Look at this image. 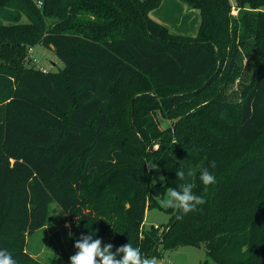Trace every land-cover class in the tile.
Returning <instances> with one entry per match:
<instances>
[{"label": "trees", "instance_id": "trees-1", "mask_svg": "<svg viewBox=\"0 0 264 264\" xmlns=\"http://www.w3.org/2000/svg\"><path fill=\"white\" fill-rule=\"evenodd\" d=\"M178 1L200 14L196 37L150 18L163 0H0V55L19 63L43 46L65 68L0 65V249L16 264H63L26 250L52 202L72 231L92 232L114 252L128 242L146 257L204 247L215 264H264V152L249 150L264 134V0H235L237 15L230 0ZM255 58L239 101L204 106L187 121L178 114L228 73L224 64ZM148 84L136 151L124 150L111 107ZM160 116L180 120L162 128ZM211 161L217 183L205 194L199 172H187ZM155 165L163 184L151 181ZM187 183L205 196L200 210L168 209L175 219L161 235L143 230L147 211L160 208L154 196Z\"/></svg>", "mask_w": 264, "mask_h": 264}, {"label": "rangeland", "instance_id": "rangeland-1", "mask_svg": "<svg viewBox=\"0 0 264 264\" xmlns=\"http://www.w3.org/2000/svg\"><path fill=\"white\" fill-rule=\"evenodd\" d=\"M232 1L234 2H231L233 13L237 15V3L235 0ZM259 9L264 11V5L260 6ZM187 10L188 8L178 0H163L160 8L153 10L150 18L160 26L167 28L171 34L196 37L201 24V17L198 12L188 10L189 13H187ZM193 12H196L198 16ZM26 54V58L19 63L15 62L13 57L0 55V65L11 67L17 71L44 69L47 72L57 73L65 70L64 64L52 49L34 46L28 49ZM260 64L261 61L256 58L247 59L242 64L237 62L231 65L224 64V68L228 73L222 74L219 82L205 96L194 99L190 106L185 107V110L180 111L178 114L183 115V118L187 121L189 117L195 114L193 112L201 110L204 106L215 104L216 108L219 102L239 101L245 85L250 82L255 68ZM232 73L237 75L236 79L231 76ZM150 87V84H148L130 89L126 93L123 103L113 104L111 107V112L116 119L114 128L123 135L126 142L125 147H123L124 150L136 151L138 139L140 138L139 129L143 124L144 117L143 110L140 112L138 109L137 101ZM179 120L180 118L173 121L161 118V127L167 128L171 124L174 127V121ZM158 148L159 144H154L153 150ZM249 150L252 153L264 152V134L249 146ZM148 172L151 173V181L154 184L164 183L165 180H160L161 176L164 177L161 166H150ZM154 199L159 203L160 199L156 196H154ZM127 208L128 206L125 205V209ZM167 210L161 207L148 210L142 229L148 231L153 227H157L161 235L164 229L175 219L173 213ZM81 235H85L83 231L74 232L71 230L66 214L55 202H52L49 207L48 221L43 228L27 238L26 250L35 259L44 263L60 258L63 264H70V257L77 251L74 243ZM153 257L157 258L159 264H215L207 256L204 247H180L174 250H165L163 247H159L158 254Z\"/></svg>", "mask_w": 264, "mask_h": 264}, {"label": "clouds", "instance_id": "clouds-1", "mask_svg": "<svg viewBox=\"0 0 264 264\" xmlns=\"http://www.w3.org/2000/svg\"><path fill=\"white\" fill-rule=\"evenodd\" d=\"M223 118V115H222ZM216 168V162L211 161L207 167L200 166L198 169H190L187 172L189 177L196 176L199 172V180L203 185V192L206 194L208 188L217 183V178L210 169ZM176 177L183 181L185 172L181 169L176 171ZM166 177L161 176L160 180ZM192 183L181 184L179 188L169 187L166 194L160 199L159 204L163 209H174L179 213L187 215L190 212L200 210V206L206 203L204 194H196ZM95 235L89 232L81 235L75 241L76 253L70 257V264H159L156 257H146L138 246L128 242L113 251L111 243L103 244L102 239L94 238ZM0 264H16L12 254L6 249H0Z\"/></svg>", "mask_w": 264, "mask_h": 264}, {"label": "built area", "instance_id": "built-area-1", "mask_svg": "<svg viewBox=\"0 0 264 264\" xmlns=\"http://www.w3.org/2000/svg\"><path fill=\"white\" fill-rule=\"evenodd\" d=\"M38 6L41 7L42 6V3L41 2L38 3ZM40 70L43 71V72H45V73H47V71H45L44 69H40Z\"/></svg>", "mask_w": 264, "mask_h": 264}, {"label": "crops", "instance_id": "crops-1", "mask_svg": "<svg viewBox=\"0 0 264 264\" xmlns=\"http://www.w3.org/2000/svg\"><path fill=\"white\" fill-rule=\"evenodd\" d=\"M232 3H234L232 0H230ZM185 8V7H184ZM186 9V8H185ZM187 13H189L188 12V10L186 11ZM153 13V11L150 13V16H151V14ZM190 13H192V12H190ZM193 13H196V12H193ZM197 14V13H196ZM197 16H198V14H197Z\"/></svg>", "mask_w": 264, "mask_h": 264}]
</instances>
